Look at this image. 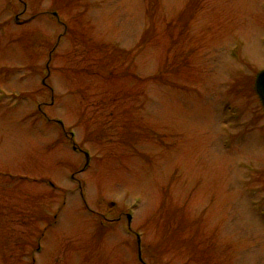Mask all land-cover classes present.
I'll use <instances>...</instances> for the list:
<instances>
[{"label": "rangeland", "instance_id": "rangeland-1", "mask_svg": "<svg viewBox=\"0 0 264 264\" xmlns=\"http://www.w3.org/2000/svg\"><path fill=\"white\" fill-rule=\"evenodd\" d=\"M262 70L264 0H0V264H264Z\"/></svg>", "mask_w": 264, "mask_h": 264}, {"label": "water", "instance_id": "water-1", "mask_svg": "<svg viewBox=\"0 0 264 264\" xmlns=\"http://www.w3.org/2000/svg\"><path fill=\"white\" fill-rule=\"evenodd\" d=\"M255 90L264 106V70L256 77ZM86 157L88 158V155H86Z\"/></svg>", "mask_w": 264, "mask_h": 264}, {"label": "flooded vegetation", "instance_id": "flooded-vegetation-1", "mask_svg": "<svg viewBox=\"0 0 264 264\" xmlns=\"http://www.w3.org/2000/svg\"><path fill=\"white\" fill-rule=\"evenodd\" d=\"M125 218H126V220L128 219V218H127V215H126V217H125ZM118 219H119V218H118ZM118 219H117V220H118Z\"/></svg>", "mask_w": 264, "mask_h": 264}]
</instances>
